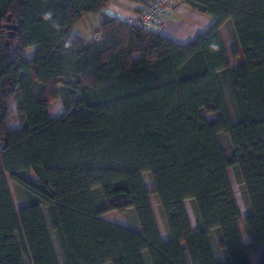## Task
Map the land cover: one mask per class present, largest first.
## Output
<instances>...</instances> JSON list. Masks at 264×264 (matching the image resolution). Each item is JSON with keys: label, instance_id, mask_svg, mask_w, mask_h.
<instances>
[{"label": "trees", "instance_id": "trees-1", "mask_svg": "<svg viewBox=\"0 0 264 264\" xmlns=\"http://www.w3.org/2000/svg\"><path fill=\"white\" fill-rule=\"evenodd\" d=\"M110 1L0 0V264H58L44 211L64 264H145L143 251L150 264H264V0H181L214 18L185 44L107 14ZM88 13L101 16L90 43L72 31ZM228 20L234 65L219 31ZM57 99L66 112L52 118ZM127 209L139 231L102 216Z\"/></svg>", "mask_w": 264, "mask_h": 264}, {"label": "rangeland", "instance_id": "rangeland-1", "mask_svg": "<svg viewBox=\"0 0 264 264\" xmlns=\"http://www.w3.org/2000/svg\"><path fill=\"white\" fill-rule=\"evenodd\" d=\"M181 0H172V2L169 4L168 9H170L171 7H173L172 5H174V7L177 5V3L179 4ZM176 3V4H175ZM142 8V7H141ZM186 6L185 5H181V7L179 9H171V14H168L165 22L162 23V25L158 28H153L152 30H156L158 32H160L161 34L167 36V37H174L176 36V34H180L182 32V20L183 18L187 15L186 13ZM106 12V11H105ZM185 15V16H184ZM184 16V17H183ZM101 20V16L99 13H88L85 14L84 16H82L80 18V20H78V22L75 24V27L73 28V32L75 34L80 35L81 37H83L87 43H90V41L92 40L91 37L93 36L92 32L90 31V29L96 25L97 23H99ZM228 23L231 25L232 22L231 20H228ZM8 31V29H6ZM222 35L223 37H225V40L227 42H230V31L228 26L224 27L222 30ZM230 45V44H228ZM234 45L229 46L228 50L232 49L233 50ZM239 60H241V57L239 58ZM223 87V92H224V97H225V101H226V105L231 117V120L234 122L235 121V116H234V112H233V104L231 101V98L225 88L224 85H222ZM58 100V99H57ZM57 100H53L52 102H50L49 106L50 108L56 109V105L54 104V102H56ZM51 110V111H52ZM17 111V108H16ZM204 114V116L207 119H212L215 117L214 114H210V113H206V112H202ZM219 141L220 144L223 146H227L230 144V140H229V136L227 133H220L219 134ZM228 177L234 192V196L237 199V203L239 205V207L241 208L242 211L245 210L246 208V202L242 196V187L240 185V183L238 182L237 176H236V171H234L233 167H230L228 169ZM8 183H9V188L12 194V197L15 201V203H20L22 200L25 199V192L24 190L17 185L16 183H14L13 181H11L10 179H8ZM185 207L188 211L189 214V218L192 222V228H195L196 225V215L193 209V203L191 200H185ZM45 213V217H46V224L47 227L50 231V234L52 235V239H53V232L50 230V223H49V219L47 217L46 211H44ZM103 218L109 221H112L116 224L122 225V226H128L134 230L139 231V224L135 215V212L133 209H127L125 212H118L116 210H112V211H108L106 213H104ZM250 240L254 243V255L256 258H258L261 254V244L255 240L251 235L249 236ZM209 239H210V245H211V249L214 255V258L217 262L222 261V250L219 248L218 246V242L215 238V235L213 233H211L209 235ZM144 258V262L145 264H150V260L148 257V253L146 251H143V256ZM189 264V262H188Z\"/></svg>", "mask_w": 264, "mask_h": 264}, {"label": "crops", "instance_id": "crops-1", "mask_svg": "<svg viewBox=\"0 0 264 264\" xmlns=\"http://www.w3.org/2000/svg\"><path fill=\"white\" fill-rule=\"evenodd\" d=\"M150 1L151 0H111L108 3V5L106 6V8L104 9V11H106L107 14L114 15L120 19H123V20H127L128 18L133 17L141 9L142 6L146 5ZM181 5H184V4L183 3H179V4L177 3V5L175 7H174V5H172L173 7H171L169 9L168 14H171V9L177 10L181 7ZM185 6L187 8L186 9L187 15L186 16L184 15L185 17L183 16L184 18H183L182 24H181L182 32L178 35L176 34V36H174V37H170L171 39L176 40L177 42H179L181 44H185L188 41L193 40L199 33L205 31L214 22V18L212 16H210L204 12L198 11V10L188 6V5H185ZM167 15L164 17L163 23L165 22ZM78 20H80V19H78ZM78 20L74 23L73 28L75 27V24L78 22ZM227 26H228L229 31H230V42H227L225 40V37H223V35H222L223 28L227 27ZM73 28H72V31H73ZM90 31H91V29H90ZM219 31H220L221 39H222V42L224 44L227 56H228L229 64L234 65L239 61L240 57L232 58L230 55V52L232 51V49L228 50L229 46L232 47V45H234L233 49H235L238 46L236 38L233 35V26H232V24L230 25L228 23V21H226L222 24ZM93 37H94V35L91 37V39ZM228 44H230V45H228ZM54 104L56 105L55 106L56 109L52 110L50 108V106H48V112H49L50 117L56 118V117L63 115L66 112V109H65V107L62 104V101L60 99H58L56 102H54ZM20 126H21L20 118H19V115L16 111V100H12L9 104V107H8V128L13 129V130H17L20 128ZM228 169H227V172H228ZM235 200L237 203L236 197H235ZM13 201H14V199H13ZM14 204H15L16 208H20V207L24 206L26 204V202L24 199L20 203H15V201H14ZM237 205H238V203H237ZM238 208H239V211L242 214V216L247 215L248 210H249L247 207V204H246V208L244 211L241 210L239 205H238ZM186 212H187V215L189 218V214H188L187 209H186ZM44 215H45V213H44ZM189 221H190V226H192V222H191L190 218H189ZM195 222H196L195 228L193 229L191 227L193 231L196 230V227H197V221H195ZM49 233H50V231H49ZM50 238H51V242H52V245L54 248V252H55L58 264H64V259H63L61 250L59 248V245L55 239V236H53V239H52V235L50 234ZM143 260H144V258H143ZM24 264H30V262L26 256L24 257Z\"/></svg>", "mask_w": 264, "mask_h": 264}, {"label": "built area", "instance_id": "built-area-1", "mask_svg": "<svg viewBox=\"0 0 264 264\" xmlns=\"http://www.w3.org/2000/svg\"><path fill=\"white\" fill-rule=\"evenodd\" d=\"M171 2L172 0H151L127 21L134 27L158 28L162 25L164 17L169 13L168 6Z\"/></svg>", "mask_w": 264, "mask_h": 264}, {"label": "water", "instance_id": "water-1", "mask_svg": "<svg viewBox=\"0 0 264 264\" xmlns=\"http://www.w3.org/2000/svg\"><path fill=\"white\" fill-rule=\"evenodd\" d=\"M11 15H8L6 18V24L4 25L6 29H9L11 26ZM14 36V31L11 29L9 30V37L12 38ZM6 44H8V40H6Z\"/></svg>", "mask_w": 264, "mask_h": 264}]
</instances>
